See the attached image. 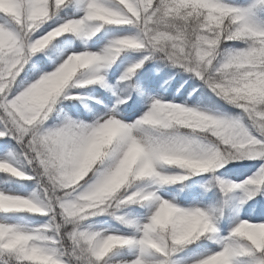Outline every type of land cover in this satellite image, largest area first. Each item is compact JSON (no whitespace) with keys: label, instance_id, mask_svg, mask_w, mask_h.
Returning <instances> with one entry per match:
<instances>
[{"label":"snow or ice","instance_id":"snow-or-ice-1","mask_svg":"<svg viewBox=\"0 0 264 264\" xmlns=\"http://www.w3.org/2000/svg\"><path fill=\"white\" fill-rule=\"evenodd\" d=\"M0 264H264V0H0Z\"/></svg>","mask_w":264,"mask_h":264},{"label":"trees","instance_id":"trees-1","mask_svg":"<svg viewBox=\"0 0 264 264\" xmlns=\"http://www.w3.org/2000/svg\"><path fill=\"white\" fill-rule=\"evenodd\" d=\"M180 83H181V80H180V77L177 76V77H174L170 83L166 86V92H165V95L167 94H170V93H175L176 92V89L180 87ZM188 85L185 84V88H187ZM181 91H183V89H181ZM243 166H247L246 164H241Z\"/></svg>","mask_w":264,"mask_h":264},{"label":"rangeland","instance_id":"rangeland-1","mask_svg":"<svg viewBox=\"0 0 264 264\" xmlns=\"http://www.w3.org/2000/svg\"><path fill=\"white\" fill-rule=\"evenodd\" d=\"M244 163H248V162H250V161H243ZM243 162H239L240 164H242ZM241 179H243V177L241 176Z\"/></svg>","mask_w":264,"mask_h":264}]
</instances>
